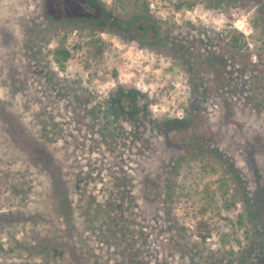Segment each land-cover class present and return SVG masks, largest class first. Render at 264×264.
I'll return each mask as SVG.
<instances>
[{
    "label": "rangeland",
    "instance_id": "374dc122",
    "mask_svg": "<svg viewBox=\"0 0 264 264\" xmlns=\"http://www.w3.org/2000/svg\"><path fill=\"white\" fill-rule=\"evenodd\" d=\"M0 264H264V0H0Z\"/></svg>",
    "mask_w": 264,
    "mask_h": 264
},
{
    "label": "trees",
    "instance_id": "16d2710c",
    "mask_svg": "<svg viewBox=\"0 0 264 264\" xmlns=\"http://www.w3.org/2000/svg\"><path fill=\"white\" fill-rule=\"evenodd\" d=\"M87 8L90 9L91 7L87 6ZM144 9H147L146 4H144ZM234 43H235V39H234V41L232 42V44L235 45ZM59 54L62 55L63 58H66L67 55H68V52H67L66 50H59Z\"/></svg>",
    "mask_w": 264,
    "mask_h": 264
},
{
    "label": "built area",
    "instance_id": "2783aa9c",
    "mask_svg": "<svg viewBox=\"0 0 264 264\" xmlns=\"http://www.w3.org/2000/svg\"><path fill=\"white\" fill-rule=\"evenodd\" d=\"M149 7H150V8H154V7H155L154 3L151 2V3L149 4Z\"/></svg>",
    "mask_w": 264,
    "mask_h": 264
}]
</instances>
